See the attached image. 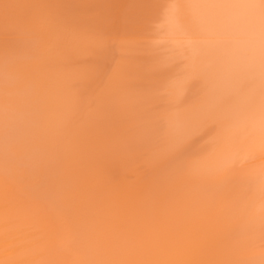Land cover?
I'll list each match as a JSON object with an SVG mask.
<instances>
[{
    "label": "bare ground",
    "instance_id": "bare-ground-1",
    "mask_svg": "<svg viewBox=\"0 0 264 264\" xmlns=\"http://www.w3.org/2000/svg\"><path fill=\"white\" fill-rule=\"evenodd\" d=\"M0 264H264V0H0Z\"/></svg>",
    "mask_w": 264,
    "mask_h": 264
}]
</instances>
